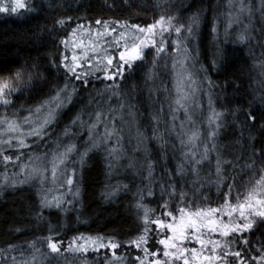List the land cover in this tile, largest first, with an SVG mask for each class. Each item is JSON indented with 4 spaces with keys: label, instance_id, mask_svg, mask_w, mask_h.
Returning <instances> with one entry per match:
<instances>
[{
    "label": "trees",
    "instance_id": "obj_1",
    "mask_svg": "<svg viewBox=\"0 0 264 264\" xmlns=\"http://www.w3.org/2000/svg\"><path fill=\"white\" fill-rule=\"evenodd\" d=\"M236 2L233 0L230 8L229 0H21L25 7L17 8L16 12L10 10L15 6L11 0L0 2V7H9V11L0 12V78L8 77L9 70L14 71L25 64L29 67L37 64L41 69L31 88L4 97L11 103H0V119L21 123L30 116L29 110L32 118L36 117V109L54 94L51 89L57 83L63 87L67 77L60 61L67 50L61 41L78 29L98 25L96 21L101 20L104 23L98 26L131 30L133 23L147 27L161 15L176 17L185 25L193 16L199 17L196 31L187 45L190 53L187 67L206 92V95H203L204 91L200 94L202 104L207 106L211 94L212 107L224 114L215 140L208 139L209 123L205 116L195 117L188 130H198L201 134L196 150L202 153L205 145L211 148L213 144L216 149L210 152L209 160L199 166L198 176L191 171V166H187L186 175L180 178L178 165L191 145L185 148L175 133L168 131L172 126L170 105L175 108L177 98L173 64L179 54L173 51L174 44H169L164 59L155 65L156 77L147 83L146 73L153 69L156 51L152 47L146 49L145 58L137 62L136 71L126 74V81H117L123 84L119 95L106 91L111 82H101L103 72L99 73L101 80L91 76V86L86 89L72 80L71 85L79 94L74 104L65 108L50 126L44 142L31 137L27 140V148L0 147V264H13V259L16 264H141V261L149 264L155 261L151 253H157L160 248L158 226L152 221L164 219L168 211L178 213L184 209V212L196 213L204 210L207 213L209 208L222 209L244 201L248 192L256 187V181L264 175L260 171L264 165L259 160V150L264 147V87L260 83L264 76L255 66L264 58L261 55L264 53V0H244L251 15L241 24L231 18ZM59 20L66 23L60 25ZM246 27L250 38L241 41L239 36ZM169 39H176L174 32ZM90 100L94 102L89 104ZM120 103L126 104L122 110ZM128 104L134 106L131 109L134 116L128 115ZM82 109L102 110L113 117L99 125L101 134L105 132V124L109 129L110 123L122 129L120 134L124 136L127 153L120 161L122 166L109 169L108 151L103 146L89 151L81 163L80 153L84 152L87 131L71 140L64 136V131ZM42 111L46 113V109ZM121 113L127 125L116 121L115 117ZM249 113L256 117L255 121ZM154 115L160 117L159 122L153 119ZM83 119L87 120L88 116L85 114ZM180 122L179 117L176 124ZM2 125L5 124H0V128ZM157 129L164 134L166 147L162 148L155 138ZM137 130L147 138L138 137ZM72 131L79 133L81 130ZM138 140L142 142L138 143ZM72 142L77 143L79 152L71 155L66 169L59 166L54 180L52 153L58 143L66 146ZM115 144L114 137L107 147ZM254 150L255 157L252 156ZM4 155L12 156V161L5 162ZM218 155L229 162L222 165L219 178L216 174ZM17 156H20L19 160ZM36 156L40 159L36 160ZM129 158L135 159V167L127 166ZM253 159L255 167H247ZM149 164L152 165L151 177ZM35 166L41 168L45 183H41L39 175L28 177V172ZM68 178L73 180L72 185L67 184ZM173 184L177 186L176 193L170 195ZM228 185H233L231 191ZM116 186H119L118 191ZM180 192L185 193L186 199L179 195ZM44 195L49 200L60 198L63 207L42 208ZM165 203L167 207H164ZM252 219L256 221L253 229L244 232L242 237L241 233H235L213 241L232 240V250H247L250 264H256L251 258L259 255V242L264 241V223L258 217ZM145 224L149 229L147 233L143 231ZM141 234L149 237L146 245L137 248L129 243ZM80 236L101 237L104 243L111 239L123 246L79 255L62 250L52 253L48 247L50 237L64 245ZM244 238L251 241L250 246L243 244ZM157 259H161L158 254ZM229 259L235 264L234 257ZM160 261L161 264H184L175 260Z\"/></svg>",
    "mask_w": 264,
    "mask_h": 264
},
{
    "label": "snow or ice",
    "instance_id": "obj_2",
    "mask_svg": "<svg viewBox=\"0 0 264 264\" xmlns=\"http://www.w3.org/2000/svg\"><path fill=\"white\" fill-rule=\"evenodd\" d=\"M233 6V0H229V7L231 8ZM25 5L20 2V0H15V6L11 7L10 10L12 12H16L17 8H24ZM9 11V7L4 6L0 7V12H6ZM245 11H248L249 16L251 15L250 8H247V6L244 3V0H240V8L239 13L235 17V19H239V16L243 14ZM231 15V13H230ZM176 21V23H174ZM60 25H63L66 23L64 20L57 21ZM104 23L101 20H97L96 24H102ZM199 23V17L193 16L191 18V21L189 24L185 25L183 23H179L177 21L176 17L173 16H164L161 15L158 20H156L153 24L147 25V27H140L138 24H132L131 28L135 31H138L139 33L147 34L150 37V44L144 40H141L139 44L133 43L130 47L126 44L123 50L119 49V43L116 44V50L110 54L106 55L103 60H98L97 63H89V69L86 70L84 68V64L81 58H79L76 55H73L71 58V61H69V58L67 55H64L63 58L60 61V65L63 66V69L65 70V76L67 79L65 80L63 87L60 86L59 83H57L53 89H51V93L49 98L45 100L40 107L36 109V113H41L42 110L46 109V113L42 115V117H38L37 119H33L30 111V116L25 117L23 120L24 124L33 125L27 132H20V137H18V145L21 148H27L29 147L28 144L25 143V139L23 137H36L41 142H44L45 138L49 135V128L50 126L54 125L57 121L58 117L60 116L61 112L69 107L70 105L74 104L75 97L79 94L78 90L75 86L71 85V81L75 80L78 81L82 88L86 89L87 87L91 86V79L90 77L95 75L97 80H101V77L99 73L103 72V82L104 80L110 81L111 83L106 86V91L111 90L113 95H119V93L122 91L123 84L117 83V81H126L127 75L130 74L139 67L137 64L138 61H143L145 58V52L144 49L146 47L151 46L156 51V59L153 61V69L149 70L146 73V80L145 83H147L148 80H153L156 77L155 72V65L162 59H164L165 55L167 54V49L169 47V44H174L175 48L173 51L177 52L178 54H183V59L188 60L190 58L189 48L188 44L190 43V37H192L196 31V27ZM157 26H159V30L157 31ZM125 28L128 27L127 24L124 25ZM216 29L213 28V31ZM115 31V29H113ZM264 31V30H262ZM173 32L175 33L176 39L170 41V37L172 36ZM248 33V27L244 29V31L240 34L239 39L241 41H245L246 39H249ZM159 37V39H157ZM62 44L67 47L68 41L67 39L61 41ZM116 52H118V57L116 55ZM262 57H264V53L261 54ZM106 61V62H105ZM215 63V61H214ZM60 65H57L58 67ZM260 69V75L264 76V58L258 60V62L255 65ZM173 67H176V64H173ZM181 67L183 68V62H181ZM10 75L6 78H0V80H3V83H0V103H3L4 105H8L11 103L9 99H6L4 97L11 95L15 92H22L24 89H29L32 87L33 80L36 76L40 75L41 69L37 64H33L31 67H29L27 64L22 65L21 67L15 69L14 71L9 70ZM188 80H191V75L189 74ZM184 81L181 80L178 83L182 84ZM261 87H264V81H260ZM155 89H150V91H153ZM167 91V89H165ZM183 91L181 87L177 88V92L180 93ZM111 99V97H109ZM190 99V96L187 92L184 93L183 96H178V98L175 100V105L177 107L172 108L170 105V109L172 112V126L171 129L168 130L170 133H175L176 137L180 140V144L182 146L191 145L188 152L183 153V161L180 165H178L177 175L180 178H183L186 175V168L187 166H191V171L195 173L197 176L199 174V166H201L204 161L209 160V154L211 151L216 149V145L213 144L211 148H209L207 145H205L204 150L202 153H198L196 150V144L197 141L200 140V132L198 130H192L191 134L189 135L186 131V124L184 120H181L180 124H176V120L179 118L176 113L179 110H183L185 113V116L187 118V121L190 123H194L192 120L193 115H195V109L189 108L187 105V101ZM94 101L90 100L89 104H92ZM212 99L211 94H209V105L211 106ZM126 106L125 103H120L119 109H124ZM87 105L85 106V109H87ZM129 112V116H134V113L131 111V109L134 107L133 105L128 104L127 105ZM85 109H82L72 120L70 125L65 129L64 136L71 140L72 137L80 136L83 134V131H87V139L84 141V152L80 153V161L83 163L84 158L88 155V152L92 149L105 147V149L108 151V161H109V169L112 170L120 165V161L126 156V150L124 147V136L121 135L122 129H117L115 124L111 126V129L108 128L107 124H105V132L101 134L99 132V125L104 122L110 117L108 114H105L102 110H97L95 112L88 110L85 111ZM88 116V119H83L84 115ZM249 117L255 121L256 117L254 115H251V113L248 114ZM153 119L159 122L160 117L157 115L153 116ZM224 119V114L222 112H216L213 110L212 116L209 118L210 126L214 125V130L209 134L210 138L212 140H215V137L217 135V131L221 127V121ZM121 120H123V114L121 113ZM0 124H6L7 125V131L10 132H18L20 131L21 125L14 122L9 121L7 118L0 119ZM80 129L81 131L74 132L72 129ZM71 133V135H70ZM155 138L161 142V147H166L167 141L164 139V134L159 133L158 129L155 131ZM138 137H143V134L137 130ZM187 135V140L184 139V137ZM115 137L116 144L113 147L108 148V142L112 140ZM146 139L147 137H143ZM142 141L138 140V143ZM0 143H7L9 146H11V140L4 141ZM63 145L57 144L56 150L52 153L53 158V167H52V174L53 179L55 180L57 177V172L59 166H64V168H67V163L70 161V157L74 153L79 152V148L77 143L72 142L67 144L66 146H63V151H60L61 147ZM175 147V145H173ZM47 155V154H46ZM199 156V158H197ZM253 157L256 156V151H253L252 154ZM17 160L20 159V156L16 157ZM36 160H39L40 157L36 156ZM3 160L5 162L12 161V156L4 155ZM259 160L261 162V165H264V147H262L259 150ZM229 163L228 161L222 160V158L218 155L216 158V174L219 178L222 175V165ZM255 159H253L251 165H246L247 167H255ZM7 166V165H6ZM129 168H133L136 166V161L134 158H129V164L127 165ZM28 166L25 165V168ZM149 170V177L152 175V165H148ZM44 171H46V165L44 168ZM260 171L264 172V167L260 169ZM66 174V172L64 173ZM75 174V168H73V175ZM41 176V183L46 182V178L43 175V172L40 167L35 166L32 167L31 170L28 172L29 178H35L36 176ZM68 185L73 184V180L71 178H68L67 180ZM256 185L258 187L252 188L248 194L244 197V202L239 203L237 205H230L229 210L227 212V215L229 216V223H224L222 220H219L218 214L221 211L220 209H211L209 208L207 210V213L204 212V210H198L194 216L195 219H193L190 224L188 225V229L193 233H199L201 229L204 227H207L209 232L215 233L219 232V234L222 237H228L230 234L235 233H241V237L243 236L244 232L251 231L253 229L254 223L256 221L252 219V217H258L261 220V223H264V191H258V188H264V175L260 176V179L256 181ZM172 186V193L170 195H173L176 193L177 186ZM124 187H127L126 185ZM229 190L231 191V188L233 185H228ZM116 190H119V186H116ZM167 188H165V191ZM114 193H109V195H112ZM149 195H152L151 192L148 193ZM179 195L186 199V195L183 192H180ZM70 203V202H69ZM227 203V201H226ZM57 207L62 208L63 202L60 198H54L53 200H49L46 195H44L41 199V207L47 208V207ZM164 207H167V203H165ZM239 211V216L243 222H236L233 217V212ZM181 212H184V209H181ZM216 214L217 219H212L208 214ZM165 215L173 216V213L171 211H168L165 213ZM145 216H147V212H145ZM204 216L208 223L205 225L203 221L200 220V217ZM152 223H155L159 228H167L173 232H177L178 229L176 225L172 223H165V221L162 218H157L155 221H152ZM144 233H147L149 231L147 224L144 225L143 229ZM180 237L184 239H190L191 236L185 235V230L181 228L179 230ZM149 237L147 235L141 234L140 236L136 237L135 239L131 240L130 244H135L137 248H139L142 244H147ZM197 241L201 244V247L204 248L206 244H211L212 247L209 249V252L211 253L210 256L204 257L205 260L209 261V264H212L213 261L217 262V264H233V261L229 259V257L235 258V264H250V261L248 259V252L247 250H232L231 244L233 243L232 240H226L224 242L221 241H213L208 240L205 241L200 238V235L196 236ZM175 241L176 236L172 237H166L164 239H161L159 241L160 244L165 246L164 256L167 257L169 255H174V253H170L167 249L176 247L175 244H170L169 241ZM260 248L257 250L259 252V255L253 256L251 259L256 261V264H264V241H260ZM94 245H98L100 248H107L110 247L112 249H118L122 247L123 245L117 241L109 240L107 244L103 242V238L97 237L93 241ZM243 244L245 245H251V241L249 239L244 238ZM48 247L51 249L52 253H59L60 251V242L54 241L51 237L48 239ZM237 247H239V244H237ZM9 250L14 251V248H10ZM83 250L87 251V247L83 246ZM147 252V249H145ZM185 252L188 251V249H184ZM192 253H195L196 250L192 249ZM151 255L155 256L157 253H151ZM182 258V257H181ZM138 259H140L138 257ZM13 264H16L15 259H13ZM26 264V262H25ZM141 264H143V261H141ZM149 264H161V261L159 259L155 261H150ZM166 264V262H165ZM184 264H189V260L185 259Z\"/></svg>",
    "mask_w": 264,
    "mask_h": 264
},
{
    "label": "rangeland",
    "instance_id": "obj_3",
    "mask_svg": "<svg viewBox=\"0 0 264 264\" xmlns=\"http://www.w3.org/2000/svg\"><path fill=\"white\" fill-rule=\"evenodd\" d=\"M10 0H0L2 3H8ZM15 4V0H11ZM235 8L233 9L234 12L231 15L232 20L234 22L241 24L242 22H245L247 19V16L249 15L248 11H245L243 14L239 16V19H235L237 14L239 13L240 8V0H236ZM21 2V0H20ZM159 30V26H157V31ZM159 39V37H157ZM141 40H144L150 44V37L145 33L141 34L138 31H135L133 29L131 30H125L121 31V29H116L113 31V29L108 28L107 25L103 26H85L84 28L78 29L72 35L67 39L68 44L66 47V55L69 58V61H71V58L73 55L78 56L82 59L84 68L86 70L89 69V63H97L98 60H103L106 55L112 54L116 50V44L119 43V49L123 50L125 45L127 44L129 47L135 43L139 44ZM149 47H146L144 51ZM116 55L118 57V52H116ZM106 62V61H105ZM181 62H183L184 67H181ZM176 67H175V91H176V97L183 96L185 92H187L190 96V99L187 101V105L189 108L195 109V115H193L192 120L195 121V117H199L201 115L205 116V119L207 123H209V118L212 116V112L214 108L212 105H209V101H207V106L205 107L201 102V96L200 94L204 91L203 85L197 79H194L187 67V61L183 59V54H179L176 59ZM189 74L191 75V80H188ZM183 80L184 82L182 84L178 83L179 81ZM181 87L183 91L180 93L177 92V88ZM200 89L202 91H200ZM206 95V92H203V95ZM176 98V99H177ZM203 98V97H202ZM175 106V105H174ZM177 107V106H176ZM45 113V111L38 113L36 117L33 119H37L38 117H42V115ZM178 116L181 118V120L185 121L186 124V130L188 131V134L190 135L191 132H189V128H191L192 123L187 121V118L185 116L184 111L181 109L178 112ZM116 121L119 124L127 125L125 118L121 120V115L115 117ZM107 120V119H106ZM105 120V121H106ZM104 121V122H105ZM109 121V120H107ZM103 123V122H102ZM102 123L100 125H102ZM21 125L20 131L18 132H10L7 131V125H2V128H0V142L9 141L11 140V146L7 143H0V147H19L18 145V137H20V132H27L33 125L24 124L23 122L18 123ZM113 125V123H110ZM214 125L210 126L208 130V139L210 138V133L214 130ZM25 139V143H27V140L31 138V136L23 137ZM185 140H187V135L184 137ZM201 139V134H200ZM211 139V138H210ZM210 141V140H209ZM206 143V141H205ZM187 144L185 145V148H187ZM200 153V152H198ZM256 187H258L256 185ZM258 191H264L262 188H258ZM244 202V201H243ZM242 202V203H243ZM218 214L219 220H222L224 223H229V216L227 215V212L229 210V206H226L222 209ZM195 213L191 212H181L173 213V216L166 215L164 217L165 223H172L176 225L178 231L173 232L167 228H159L157 227V239L159 244V250L157 254L160 256V260H167V261H180L184 263V260H189V264H209V261L205 260L204 257L210 256L208 253L209 249L212 247L211 244H206L204 248L201 247V244L197 241L196 236L200 235V238L208 241V240H216L223 238L219 232H209L207 227H204L201 229L199 233H193L188 229V225L190 222L195 219L194 216ZM212 219H217L216 214H210L209 215ZM236 222H243L239 216V211L233 212L232 217ZM200 220L203 221L205 225H207L208 220L201 216ZM183 228L185 230L186 236H191L190 239H184L180 237L179 230ZM176 236L175 241H169L170 244H175L176 247L167 249L170 253H174V255H169L167 257L164 256L165 246L160 244L159 241L161 239H164L166 237H172ZM95 240L94 237L89 236H80L77 238L72 239L70 242L65 243L64 245L60 244V251H68L72 252L74 255L79 254H85L88 252L98 251L100 248L98 245H94L93 241ZM107 244V243H105ZM83 246L87 247V251L83 250ZM109 250H112V248L107 247ZM184 249H188L187 252L184 251ZM195 249L196 252L192 253L191 250ZM154 260H156V255L152 256ZM182 257V258H181ZM215 261L212 262L214 264Z\"/></svg>",
    "mask_w": 264,
    "mask_h": 264
}]
</instances>
